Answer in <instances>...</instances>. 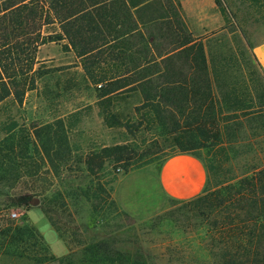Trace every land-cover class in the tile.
Here are the masks:
<instances>
[{
	"label": "trees",
	"instance_id": "16d2710c",
	"mask_svg": "<svg viewBox=\"0 0 264 264\" xmlns=\"http://www.w3.org/2000/svg\"><path fill=\"white\" fill-rule=\"evenodd\" d=\"M215 1L223 13L221 1ZM248 1L264 4V0ZM55 23L61 32L46 36L43 28ZM63 39L96 87L97 102L109 126L135 125L123 124L113 107L124 95L138 93L139 125L155 129L178 152L198 156L194 151H207L208 181L202 201L216 199L224 204L231 200L248 209L243 211L245 216L237 214L241 226L232 237L238 238V250L226 255L225 264H264V163L240 173L231 168L237 158V133L246 126L238 122L240 113L249 118L262 110L249 103L252 94L247 80L232 78L226 61L210 62L206 44L194 37L181 1L0 0V105L9 99L23 103L26 93L37 85L36 55L41 45ZM253 56L264 71L254 52ZM73 125L70 119L58 118L33 124L27 135L15 120L0 126V254L36 264H76L71 247L64 257L50 253L27 212L23 225L10 216L12 208L28 211L34 198H40L43 213L65 238L54 213L66 208L67 202L64 193L53 187L74 156L69 136ZM157 160L149 150L135 159L133 147L119 143L90 152L81 161L90 176L97 177L107 163L121 166L126 174ZM117 179L115 173L112 181ZM231 182L239 187L226 186L233 190L223 198L221 187ZM102 192L107 198H102ZM81 194L90 202L96 200L92 202L96 212L106 199L111 213L127 214L100 181L97 189L93 183ZM228 217L234 227L237 218L231 213ZM82 255L80 264H141L124 262L121 252L105 241L83 246Z\"/></svg>",
	"mask_w": 264,
	"mask_h": 264
},
{
	"label": "rangeland",
	"instance_id": "374dc122",
	"mask_svg": "<svg viewBox=\"0 0 264 264\" xmlns=\"http://www.w3.org/2000/svg\"><path fill=\"white\" fill-rule=\"evenodd\" d=\"M220 1L224 8L223 13L216 1L217 7L212 0H189L191 15L185 12V17L194 37L205 42L210 62L213 59L219 63L226 61L232 78L247 80L252 94L249 103L262 110L249 118L242 117L243 113H240L238 122L242 120L246 126L242 132L237 133V158L231 162L234 172L240 173L253 164L264 163V71L253 56L254 45L264 40V4L256 5L248 0ZM43 31L46 36L57 34L61 32L60 24L47 25ZM67 43L68 41L63 39L41 45L36 55L35 66L40 68L36 88L26 93L20 105L12 99L0 105V126L10 119L15 120L26 135L31 131L33 124L53 122L58 118H67L68 121L70 119L74 124L69 133L74 156L68 162L67 169L61 170L53 187L64 193L67 202L66 208L58 214L54 213L57 222L64 227L66 240L46 218L40 208V205H43L40 198H34L37 203L32 201V210L15 207L10 210V216L23 225V216L27 212L29 222L38 226V230L46 231L48 226L51 230L44 233L51 246L43 237L50 253L64 257L70 253L71 247L76 251V264L82 262L83 246L101 241L121 252L124 262L225 264L226 255L238 250V238L232 237L241 226L238 227L237 214L245 216L243 211L248 210L243 209L238 202L230 200L220 204V201L212 198V201L204 202L201 199L206 193L204 188L194 198L172 200L169 208L161 214L137 220L128 214L111 213L107 209L110 201L107 202L106 199L99 198L103 204L100 211L96 212L92 206V202L96 200L93 198L90 202L81 194V190H86V186L93 183L97 189V181H100L114 198L115 185L124 175L123 168L107 163L97 177H92L81 161L86 154L103 146L128 143L133 147L135 159L149 150L153 157L158 159L155 161L157 163L167 156L183 152L173 148L155 129L138 124L136 106L141 102L138 93L124 95L117 101V106L113 107V110L119 113L123 124L130 121L135 125L130 123V126H109L104 120L103 106L97 102L96 87L88 79L74 50L65 48ZM239 89L241 90L240 87ZM2 136L3 134H0V137ZM194 152L206 166L205 162L209 160L207 151L199 149ZM115 173L118 174V179L114 182L112 179ZM228 185L234 190L239 187L237 182L223 185V198L233 190L226 188ZM101 194L102 198H107L106 192ZM119 210L121 211L120 208ZM14 212L18 215L12 216ZM230 213L235 218L238 216L234 227L229 221ZM240 229L244 230L243 227ZM66 248L67 251L63 254ZM261 250L264 251V243ZM0 264L36 263L28 258L0 254Z\"/></svg>",
	"mask_w": 264,
	"mask_h": 264
},
{
	"label": "crops",
	"instance_id": "0c3cea01",
	"mask_svg": "<svg viewBox=\"0 0 264 264\" xmlns=\"http://www.w3.org/2000/svg\"><path fill=\"white\" fill-rule=\"evenodd\" d=\"M212 1L216 6L215 0ZM181 2L185 12L191 15L189 0L188 3L187 0ZM253 51L264 68V40L256 43ZM207 178V168L203 161L194 154L183 152L160 163H149L124 174L117 181L113 196L118 207L131 217L137 220L148 219L166 211L172 200L198 196L204 190ZM50 230L48 226L46 231L40 230L46 240L44 232ZM66 251L67 248L63 254Z\"/></svg>",
	"mask_w": 264,
	"mask_h": 264
},
{
	"label": "built area",
	"instance_id": "2783aa9c",
	"mask_svg": "<svg viewBox=\"0 0 264 264\" xmlns=\"http://www.w3.org/2000/svg\"><path fill=\"white\" fill-rule=\"evenodd\" d=\"M18 214L16 212L12 213V216H17Z\"/></svg>",
	"mask_w": 264,
	"mask_h": 264
},
{
	"label": "water",
	"instance_id": "95a60500",
	"mask_svg": "<svg viewBox=\"0 0 264 264\" xmlns=\"http://www.w3.org/2000/svg\"><path fill=\"white\" fill-rule=\"evenodd\" d=\"M33 203L36 204L37 203V200H34Z\"/></svg>",
	"mask_w": 264,
	"mask_h": 264
}]
</instances>
